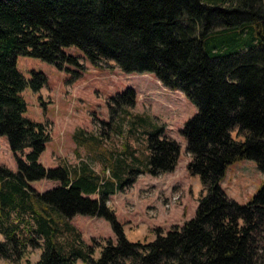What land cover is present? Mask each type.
<instances>
[{
  "label": "trees",
  "instance_id": "1",
  "mask_svg": "<svg viewBox=\"0 0 264 264\" xmlns=\"http://www.w3.org/2000/svg\"><path fill=\"white\" fill-rule=\"evenodd\" d=\"M68 47L93 66L151 73L197 108L182 130L187 171L202 186L195 214L165 234L158 229L151 242L124 236L106 204L114 190L86 196L98 184L87 165L46 169L39 161L50 136L24 116L22 93L38 92L46 78L33 71L26 79L17 57L82 69ZM134 99L132 89L114 99L123 121ZM0 136L17 163L16 172L0 166V259L18 263L31 247L41 250L35 264H264V182L246 204L220 187L237 160L254 161L264 174V0H0ZM179 150L161 132L150 135L147 172H173ZM125 169L116 161L110 172ZM43 179L59 185L40 194L30 183ZM75 216L111 222L117 242L85 244Z\"/></svg>",
  "mask_w": 264,
  "mask_h": 264
},
{
  "label": "rangeland",
  "instance_id": "2",
  "mask_svg": "<svg viewBox=\"0 0 264 264\" xmlns=\"http://www.w3.org/2000/svg\"><path fill=\"white\" fill-rule=\"evenodd\" d=\"M64 51L78 57L83 68L59 69L33 57L18 56L16 61L18 71L26 79L32 77L33 71L46 78L38 92L28 88L22 93L27 105L24 116L46 125L50 136L40 163L46 169L87 165L98 177V184L97 190L86 196L98 200L102 191L114 190L106 204L131 242H151L158 229L165 234L191 219L202 186L199 177L187 171L190 157L182 130L196 114L195 105L182 93L165 88L151 73H126L112 62L93 66L77 47ZM128 89L133 90L135 102L123 110V121V104L114 99ZM156 132L176 141L180 150L173 172L152 176L146 170L148 139ZM26 153L18 157L25 158ZM116 161H123L126 169L122 175L112 176L110 171ZM0 166L17 171L16 155L6 136H0ZM138 169L142 173L136 174ZM103 179L106 184L99 182ZM263 182L264 174L256 163L241 159L226 167L220 187L229 199L246 204ZM30 185L41 194L59 182L43 179ZM71 223L87 245L117 242L113 225L104 218L75 216ZM3 240L0 234V241ZM40 254V249L29 247L18 263L0 259V264H35ZM98 254L96 249L94 257ZM75 264L84 263L77 260Z\"/></svg>",
  "mask_w": 264,
  "mask_h": 264
}]
</instances>
